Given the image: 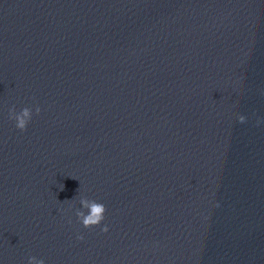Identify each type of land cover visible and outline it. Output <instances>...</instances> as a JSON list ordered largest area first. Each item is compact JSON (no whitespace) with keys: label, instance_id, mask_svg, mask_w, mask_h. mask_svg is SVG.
<instances>
[{"label":"clouds","instance_id":"9594fccd","mask_svg":"<svg viewBox=\"0 0 264 264\" xmlns=\"http://www.w3.org/2000/svg\"><path fill=\"white\" fill-rule=\"evenodd\" d=\"M41 109L39 106H36L35 113L38 115ZM32 109L25 107L21 109L19 113L16 112L15 108L9 110V119L15 120L16 127L20 131H25L27 129L28 123L32 119ZM245 117L240 115L238 117V121L240 123L245 122ZM260 121H257L259 124ZM80 204L83 206L84 209L88 210V213L85 214L84 211L77 210L76 216L82 223L83 227L85 228H92L101 224V222L105 218L106 207L103 203L97 202L95 200H89L88 198H81ZM102 232H107V226H104L101 229ZM78 239H83V236H78ZM28 264H44L43 259L38 260L36 257L32 256L28 259Z\"/></svg>","mask_w":264,"mask_h":264}]
</instances>
